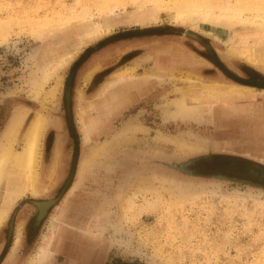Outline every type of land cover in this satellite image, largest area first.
Masks as SVG:
<instances>
[{
  "label": "rangeland",
  "instance_id": "rangeland-1",
  "mask_svg": "<svg viewBox=\"0 0 264 264\" xmlns=\"http://www.w3.org/2000/svg\"><path fill=\"white\" fill-rule=\"evenodd\" d=\"M172 1L0 0V132L15 106L29 108L14 144L17 150L34 113L41 111L48 119L37 160V178L46 189L23 192L1 223L0 264L26 263L50 217L60 216L58 207L74 181L67 199L83 209H70V222L61 226V246L45 264H264V189L211 177L234 170L264 173L256 165L264 166V67L229 52L226 39L240 25L193 29L173 22L168 10ZM235 1L240 0H229ZM96 24L107 32L78 47L58 71L59 79L53 77L34 99L28 80L43 58L74 50L84 30ZM124 68L132 69L131 82L150 80L149 96L113 112L84 142L81 109L88 118L104 114L100 105L92 108L99 102V89ZM215 83L249 87V97L174 114L177 100L185 95L189 105L198 104L187 93ZM104 94L101 90L99 95ZM177 141L202 148L185 151ZM100 144L96 163L78 178L79 161ZM57 145V169L47 176ZM206 154L212 157L192 168L206 177L170 167ZM71 170L69 185L39 223L34 201L58 197ZM9 221L13 230L7 247Z\"/></svg>",
  "mask_w": 264,
  "mask_h": 264
},
{
  "label": "bare ground",
  "instance_id": "bare-ground-1",
  "mask_svg": "<svg viewBox=\"0 0 264 264\" xmlns=\"http://www.w3.org/2000/svg\"><path fill=\"white\" fill-rule=\"evenodd\" d=\"M169 5L170 7L168 8V10L171 11V20L176 23L187 25L193 29H198L199 25L201 24L211 25L221 29L226 28L229 30L237 25H240L241 28L239 31L242 32L231 31L232 33L230 37L226 39V43L229 46V52L233 53L238 58H244L246 61L252 62L256 65L262 64L264 67V0H261L259 2H257V0H240L235 1V3H230L229 0H226L225 2H220V0H175L172 4ZM246 13H249L251 17L245 16ZM147 17L150 16L148 15ZM107 30H104L99 24L94 25L90 30L86 28L83 35L80 37V42L78 43L77 47L74 48V50L66 54L57 55L51 53V55H48V57L45 56L41 61V64L38 65V71H33L34 75L32 74V79L28 80L29 82L26 81L30 84L29 92L32 97L35 99L40 96L43 92L44 85L53 77L56 76L57 79H59L60 76H57L58 71L73 59L75 55L74 51L78 47L85 46L93 39L100 37L102 34L106 33ZM130 68H124L120 70L117 73L116 77L113 79L114 82L107 81L99 89L100 91L97 95V97L99 98V102L97 104H94L92 108L100 105L104 108V114L97 118H88L87 116H83L86 114L85 111L81 109V112H83V115L81 117H83L84 120L81 121L80 118L79 123L83 129L82 138L84 142L90 141V137L95 133L98 127L100 128L102 126L104 120L109 115L111 116L113 112L115 113L124 104L130 101L131 97L129 95V89L134 88L136 89V92L137 90L140 91L144 89L146 81H140V83L137 84H132V82L129 81L133 77V67L132 69ZM121 83L122 85H116ZM66 85L64 88V92L66 91L67 95L68 91ZM248 89L250 88L243 85L220 86L216 83L207 84L205 87H203V89H198V91L194 92L193 94L187 93L188 97L197 101L198 104L193 103L195 105H189L186 101V96L184 95L179 100H177V102H175L176 109L174 114L187 115L198 113L199 111L203 110L205 105L213 101L224 103L226 101H231L238 98H248ZM101 90L105 91L103 97L99 95L101 93ZM49 96L50 95H46V98H44V100L47 101L49 99ZM221 109H223V107ZM263 109L264 108H262V110ZM243 110H248V108H243ZM28 112V107H25L23 105L15 106L12 109L10 115L8 116V120L6 121L3 129L0 132V185L3 187V193L0 195V225L7 219L11 210L13 209V204H15V201L23 194V192L30 191L32 194H37L38 191L43 192L46 189V184L41 183V180L39 181V179L37 178V160L39 154V141L48 123L47 116L44 115L41 111L35 112L30 122L28 123L26 130H24L25 132L23 133L20 148L16 150L14 147V144L16 143L18 134L27 117ZM176 144L177 148L185 149V151L191 152L194 150L197 151V149L202 148L196 143L188 144L183 141H177ZM101 147V144L98 146L96 145V148H93L92 146V149H90L87 157L79 161V167L76 175L78 178L82 175L84 176L90 170V167L96 163L95 159L98 156V152L101 151ZM59 151L60 149L57 145L54 151V159L50 165L47 176H50L56 172ZM76 185L77 182L74 181L67 192H71V190L74 189ZM68 193H66V195L63 197L62 206L58 207L59 209H61L60 216L57 217V214H55L50 217L46 232L41 235L40 242L37 245V248L35 249L34 253L28 258L25 264H45L46 261L53 255V252L56 251L55 249L61 246L62 240L64 238L63 236L65 235V232H63L61 226H67L70 222V209H83L80 203L79 205L77 204L78 202H69V200L67 199ZM137 195H139V193ZM143 198L145 200L146 197ZM56 202L57 201L53 199L34 201L39 217L37 220H40V218L45 215L49 207L56 206ZM126 206L128 210H131L132 201L130 199L126 200ZM105 218L107 217L105 216ZM104 220L102 222H104ZM12 230L13 228L11 230H8L7 232V247L9 246L12 237ZM100 230H102V228L97 229V231ZM69 247L71 248V246ZM11 253L9 254V256L11 255Z\"/></svg>",
  "mask_w": 264,
  "mask_h": 264
},
{
  "label": "water",
  "instance_id": "water-1",
  "mask_svg": "<svg viewBox=\"0 0 264 264\" xmlns=\"http://www.w3.org/2000/svg\"><path fill=\"white\" fill-rule=\"evenodd\" d=\"M66 85V84H65ZM255 87V86H253ZM261 89H264V83L261 84L260 86ZM67 91L68 94L66 95V91L64 92L65 94V101H66V116L67 119L70 120L71 118V114H70V108H69V92H70V85L67 82ZM212 157L211 154H206V155H198V156H193V157H189L181 162L178 163H172L170 165L172 170L178 171L179 173H183L185 175L188 176H194V177H206L204 175L201 174H195L192 171V168H197L198 166H200V164H202L203 161H208L210 158ZM257 165V164H256ZM72 166H73V162H72ZM71 166V168H72ZM258 167H261V169H264L263 165H257ZM73 171L71 170L63 189L61 190L60 194L58 197L54 198L53 200L58 201L59 197H61L62 193L64 192V190L66 189V187L69 185L71 177H72V173ZM260 174V173H259ZM252 174V173H246L244 171H237L234 170L233 173L231 175H225V174H213L211 175V177L215 178V179H222L224 181L227 182H231V183H238V184H242V185H248L254 188H259V189H264V178L263 176L260 174ZM33 203V202H32ZM49 209V208H48ZM48 211V210H47ZM47 214V212L45 213V215ZM45 215L43 217L40 218L39 223L41 222V220L45 217ZM37 218V214L35 213V217L34 220H36ZM35 223V222H34ZM38 223V224H39ZM12 229V221H9L8 223V230Z\"/></svg>",
  "mask_w": 264,
  "mask_h": 264
},
{
  "label": "crops",
  "instance_id": "crops-1",
  "mask_svg": "<svg viewBox=\"0 0 264 264\" xmlns=\"http://www.w3.org/2000/svg\"><path fill=\"white\" fill-rule=\"evenodd\" d=\"M149 82H150V80H147L146 83H148V84H145L144 89H142L140 91L137 90V92H136V89H134V88L129 89L128 91H129V95H130L131 98H130V101L126 103V105L131 103V102H134V101H139L140 99H142L146 95V93L149 96V92H150V83ZM133 83L137 84V83H140V81H135V82L133 81L132 84ZM124 106H125V104L122 107H124ZM262 108H264V100H263ZM263 111H264V109L263 110L261 109L260 112H261V115L263 113V136H264V112ZM252 124H255V122L253 121ZM263 141H264V137H263ZM256 164L259 165L258 163H256Z\"/></svg>",
  "mask_w": 264,
  "mask_h": 264
},
{
  "label": "flooded vegetation",
  "instance_id": "flooded-vegetation-1",
  "mask_svg": "<svg viewBox=\"0 0 264 264\" xmlns=\"http://www.w3.org/2000/svg\"><path fill=\"white\" fill-rule=\"evenodd\" d=\"M260 174L263 176L264 178V173L262 171H260ZM50 199H54V198H50ZM52 207V206H51Z\"/></svg>",
  "mask_w": 264,
  "mask_h": 264
}]
</instances>
